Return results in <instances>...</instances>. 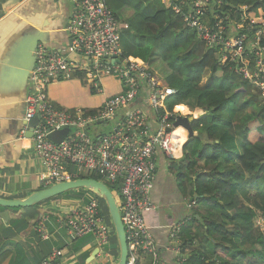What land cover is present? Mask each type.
Masks as SVG:
<instances>
[{"label":"trees","instance_id":"obj_1","mask_svg":"<svg viewBox=\"0 0 264 264\" xmlns=\"http://www.w3.org/2000/svg\"><path fill=\"white\" fill-rule=\"evenodd\" d=\"M169 1L171 6L166 8L162 0H104L121 25L122 57L142 60L157 76L160 87L176 91L165 101L169 121L179 116L176 109L180 106L202 112L192 122V129L203 138L186 140L181 158L170 160L180 193L188 195L195 205L177 236L182 264H264V102L258 84L262 74L244 78L239 72L245 68L252 75L264 68V26L251 21L258 11L264 13V0H210L201 22L214 36L212 43L185 21L192 18V0ZM231 38H244L239 57L234 56L235 49L225 47ZM86 88L88 95L98 94L95 88ZM96 111L87 110L90 114ZM78 179L100 181L88 174H80ZM106 186L118 194L119 184ZM74 192L76 198L63 194L31 208L0 207V214L4 210L19 214L6 226L0 225V264L25 259V249L15 240L30 229V220L21 214L25 211L35 215L31 217V235L36 241L31 264H42L51 254L52 242L51 238L42 241L35 230L43 216L39 209L62 197L86 205L95 196L84 189ZM99 202L109 221L105 204ZM58 213L48 212L49 236ZM91 240L90 236L75 240V249ZM111 241L116 246L114 260L118 261L115 234ZM100 264H109L108 258Z\"/></svg>","mask_w":264,"mask_h":264},{"label":"built area","instance_id":"obj_2","mask_svg":"<svg viewBox=\"0 0 264 264\" xmlns=\"http://www.w3.org/2000/svg\"><path fill=\"white\" fill-rule=\"evenodd\" d=\"M69 1L73 11L65 29L67 46L58 51L38 45L27 81L24 121L32 131V149L40 161L41 186L46 188L76 180L80 174L97 176L105 185L119 184L118 194L111 193L126 235V264H159L158 249L144 215L156 209L150 200L157 152L170 160H177L179 154L182 155L184 141L177 142L179 140L173 135L177 129L182 130L185 137L186 132L182 128L175 129L173 123L177 117L170 122L171 115L165 111L166 99L176 91L160 87L156 75L144 62L122 57L121 25L104 0ZM208 6L210 0H192V18L185 21L203 40L212 43L214 36H210L209 28L203 27L201 22ZM174 10L178 12V9ZM243 41L244 38H231L225 42V47L235 49L234 56L239 57ZM239 72L244 78H257L262 74L258 84L264 102V68L252 75L245 68ZM79 75L86 87H93L98 92L103 78L116 77L120 91L106 99L92 114L86 110L58 109L48 97V88L60 82L80 80ZM141 103L144 108L139 106ZM179 116L185 115L179 113ZM62 130L68 133L59 143L48 139ZM71 167L73 171H70ZM99 200L94 196L88 204L68 209L60 222L73 240L92 237L109 260L114 230L110 220L102 214ZM41 219L35 230L40 239L46 241L50 238L45 227L47 218ZM182 226L183 222H180L171 227L172 241L177 242ZM42 264H63V256L60 251L52 250Z\"/></svg>","mask_w":264,"mask_h":264},{"label":"crops","instance_id":"obj_3","mask_svg":"<svg viewBox=\"0 0 264 264\" xmlns=\"http://www.w3.org/2000/svg\"><path fill=\"white\" fill-rule=\"evenodd\" d=\"M72 11L73 6L69 0H0V198L21 199L43 188L40 182V161L33 152L31 130L24 121L25 98L28 92L26 69L31 64L29 48L38 41V45L58 51L64 50L67 46L65 29ZM73 84L82 87L86 97L81 102L83 106H75L77 102L74 101L67 107L69 110H66L61 105V100L77 90ZM109 84L110 87H107ZM119 86L116 80L103 78L99 85L100 92L90 96L79 80L72 79L51 85L48 88V97L51 103L61 110L95 111L103 106L106 99L120 91ZM139 106L143 107V103ZM145 112L152 116L150 111ZM198 113L202 112L195 109L191 116L196 119ZM155 163V180L150 201L156 209L146 213L144 221L158 249L159 264H182L181 256L176 252V245L170 236L171 227L189 217L193 199L180 193L173 172L170 171L169 158L162 152H157ZM186 189L188 194V185ZM73 200L62 197L39 209L40 217L43 215L47 219L48 212L60 211L50 236L51 250L61 252L63 264H100L105 257L93 240L77 250V241L67 236L59 227V221L68 209L81 206L79 202H72ZM3 212H6L8 217L6 221L0 220V224L5 226L9 219L19 215L9 210ZM32 212L21 213L30 220V229L26 234L19 236L25 249V259L17 264H31L34 258L36 241L31 235L34 221L31 217L35 215L32 216ZM115 247L111 241L109 264L115 263ZM7 263L8 261L5 262Z\"/></svg>","mask_w":264,"mask_h":264},{"label":"water","instance_id":"obj_4","mask_svg":"<svg viewBox=\"0 0 264 264\" xmlns=\"http://www.w3.org/2000/svg\"><path fill=\"white\" fill-rule=\"evenodd\" d=\"M38 41L36 44L32 45L29 48V54L31 59L30 66L26 69V74L29 76V73L32 71L33 64L35 63L34 52L38 45ZM195 119L192 116H179L176 121L173 123V127L175 129L182 128L186 132V140L191 139L192 137H196L198 139H202L201 135H198L193 132L192 122ZM32 132V131H30ZM68 131L62 130L60 132H56L51 134L48 139L59 143L66 135ZM61 135V137H60ZM79 189H84L93 193L105 204L108 215L110 218L111 225L114 230L115 239L118 247V261L117 264H126L128 258V249L126 242V235L124 231V227L121 222V216L119 212L118 205L113 197L108 186L100 181H96L94 179H76L72 181H66L61 183H56L46 188H42L41 190L35 191L26 197L21 199H4L0 198V207L4 209H26L31 208L41 203H44L50 199L63 195L69 191H76ZM196 195L194 198L196 199ZM7 213L2 212L0 214V219L3 221L7 220Z\"/></svg>","mask_w":264,"mask_h":264},{"label":"rangeland","instance_id":"obj_5","mask_svg":"<svg viewBox=\"0 0 264 264\" xmlns=\"http://www.w3.org/2000/svg\"><path fill=\"white\" fill-rule=\"evenodd\" d=\"M164 5L166 6V8H168L169 6H171V3H170V1L169 0H165V2H164ZM175 11V10H174ZM175 13H177V12H175ZM251 21L253 22V23H257V24H262L263 26H264V13L262 12V11H258V15H257V17H254V18H251ZM226 58H224V60H225ZM160 70V69H159ZM163 74H161V76H162ZM157 77V76H156ZM206 80V78L204 79V81ZM74 85V87H75V89H77L75 92H72V94H70V95H66V96H62L63 97V99L61 100V105L63 106V107H65L66 108V110H69L67 107H69L74 101H76L77 103H76V105L75 106H77V105H81V106H83V104L81 103L84 99H85V97H86V92H85V90L82 88V87H80V86H78V85H75V84H73ZM107 87H110V84L107 86ZM188 108V113L189 114H187V115H190L191 116V112H193L191 109H190V107H187ZM73 110V109H72ZM202 113H198V115H196V119L201 115ZM182 115H184V114H182ZM186 116V115H185ZM103 131H109V129H103ZM185 139H186V137H185ZM180 155V157L178 158V160L181 158V154H179ZM177 160V161H178ZM64 196H66V197H68V196H72V197H74V198H76V196H77V194H76V192H74V191H72V192H67V193H65V195ZM190 205V204H189ZM195 206V205H194ZM203 209V208H202ZM20 212H21V210H19ZM46 216H43L42 217V219L41 220H43V221H45L46 220ZM1 220V219H0ZM1 222V221H0ZM1 225V224H0ZM256 225H258V226H261V223L260 222H258V223H256ZM45 227L47 228V226L45 225ZM38 233V232H37ZM20 238L21 237H18V243H23V242H20ZM174 244L176 245V252L178 253V254H180L179 253V249H178V244H177V242L174 240ZM23 248H24V246H23ZM103 253V252H102ZM3 264H5V262L3 263ZM115 264H117V260L115 261Z\"/></svg>","mask_w":264,"mask_h":264},{"label":"clouds","instance_id":"obj_6","mask_svg":"<svg viewBox=\"0 0 264 264\" xmlns=\"http://www.w3.org/2000/svg\"><path fill=\"white\" fill-rule=\"evenodd\" d=\"M176 110H177V112H179V113H181V114H184V115H186V116H190V115H187V114H189V113H188V109H187L186 107H184V106H180V107H178ZM193 115H195V114L193 113ZM176 135L181 136V138H183V136H184V132H183L182 130L178 129L177 132H176ZM185 140H186V139H185ZM182 146H183V145H182ZM177 160H178V159H177ZM192 206H194L193 201H192V205H190V207H192ZM189 216H190V215H189ZM186 221H188V217L186 218V220H183V221H181V222H183V225H184ZM181 229H182V227H181ZM181 229H180V230H181ZM179 232H180V231H179ZM177 244H178V239H177Z\"/></svg>","mask_w":264,"mask_h":264},{"label":"bare ground","instance_id":"obj_7","mask_svg":"<svg viewBox=\"0 0 264 264\" xmlns=\"http://www.w3.org/2000/svg\"><path fill=\"white\" fill-rule=\"evenodd\" d=\"M177 130L175 131L173 137L179 140L177 142L182 143L185 140V136H183V138H181V136L176 135Z\"/></svg>","mask_w":264,"mask_h":264}]
</instances>
